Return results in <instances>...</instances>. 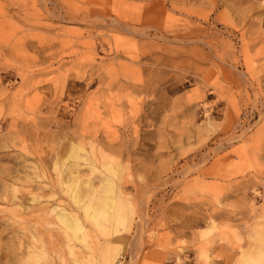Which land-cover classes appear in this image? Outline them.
I'll return each instance as SVG.
<instances>
[{
    "label": "rangeland",
    "instance_id": "374dc122",
    "mask_svg": "<svg viewBox=\"0 0 264 264\" xmlns=\"http://www.w3.org/2000/svg\"><path fill=\"white\" fill-rule=\"evenodd\" d=\"M68 169L101 198L90 219ZM249 261L264 0H0V264Z\"/></svg>",
    "mask_w": 264,
    "mask_h": 264
},
{
    "label": "bare ground",
    "instance_id": "6f19581e",
    "mask_svg": "<svg viewBox=\"0 0 264 264\" xmlns=\"http://www.w3.org/2000/svg\"><path fill=\"white\" fill-rule=\"evenodd\" d=\"M76 176L77 175L74 176L71 173V170L68 169L64 175L63 174L59 175V180L62 184H65L64 186H67V188H69V190H68V192H66V194L70 197V199L72 200L73 203L79 204V203L84 202V201L87 202L86 205H84V209L83 208L82 209H83L84 216L87 219H90L92 217L91 212H92L94 205L99 207L101 205L102 201H101V198H98L95 196L96 191H95V189H93V187L88 182H84L82 180L78 181L79 179ZM65 178H66V180L64 181ZM93 201H95L94 202L95 204L93 203ZM111 206H112V204H111ZM57 219L60 221V223H62L64 226H66V228L69 231L79 230V225H80L79 222L72 215H70L68 212H66V211L59 212L57 214ZM244 259H246V258H243V260ZM249 262L251 263V261H249ZM243 264H244V262H243Z\"/></svg>",
    "mask_w": 264,
    "mask_h": 264
}]
</instances>
